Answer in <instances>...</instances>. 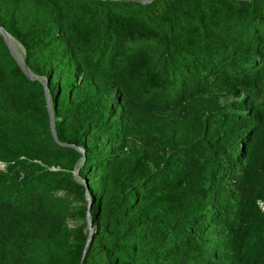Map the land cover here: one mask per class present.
<instances>
[{"label":"trees","instance_id":"trees-1","mask_svg":"<svg viewBox=\"0 0 264 264\" xmlns=\"http://www.w3.org/2000/svg\"><path fill=\"white\" fill-rule=\"evenodd\" d=\"M0 26L34 77L0 33V264H264V0H0Z\"/></svg>","mask_w":264,"mask_h":264},{"label":"rangeland","instance_id":"rangeland-1","mask_svg":"<svg viewBox=\"0 0 264 264\" xmlns=\"http://www.w3.org/2000/svg\"><path fill=\"white\" fill-rule=\"evenodd\" d=\"M136 1H139V0H136ZM8 42L10 43L11 47H12V50L14 51L17 59L21 62V64L23 65V61H22V58H23V50L21 49V47L14 41V40H10L8 39ZM24 66V65H23ZM46 83V81H44V84ZM46 86V85H45ZM56 91V85L53 84L51 85V94H54ZM48 100H49V103H50V94H48ZM113 97H115V90H113V94H112ZM242 96V94L240 95V97ZM231 98H235V96H230ZM226 100V97H222L220 99V101H224ZM0 166H4L3 163L0 162ZM73 175H74V178L76 179V181L80 182V183H83L86 187V184H87V190L85 192V195H86V201L84 202V204L80 203V202H75V203H72L71 204V216L68 218V225L69 227H76V226H84V222H85V219H86V222H87V225L86 227L84 226L83 230L85 231L86 228L88 229V232L90 230V226L88 225V220L90 218L91 220V217H90V212H89V216H88V205L89 203L91 202L92 203V200L88 194V182L87 180L85 179H82L80 177V175L78 174V169L74 170L73 172ZM86 205V207H85ZM92 222V220H91ZM93 225H92V229H93Z\"/></svg>","mask_w":264,"mask_h":264},{"label":"water","instance_id":"water-1","mask_svg":"<svg viewBox=\"0 0 264 264\" xmlns=\"http://www.w3.org/2000/svg\"><path fill=\"white\" fill-rule=\"evenodd\" d=\"M139 1H141V0H139ZM151 1H152V0H145V1H141V2H143V3H148V2H151ZM0 33L2 34L3 38H4L5 41L7 42V45H8L9 48L11 49L13 55L16 57L15 53H14L13 50H12V47H11L10 43L8 42V39L11 40V37L9 36V34H8L7 32H5V31L3 30V28H2L1 26H0ZM16 59H17V58H16ZM17 61H18V63L23 67V69L25 70V72L27 73V75H29V77H31V78H34L33 75H32L30 72H28V71L26 70V68L21 64V62H20L18 59H17ZM47 104H48V109H49V115H50V122H51L52 133H53L54 136H56V133H55V127H54V120H53V116H52V111H51V106H50L49 100L47 101ZM70 146L76 147V148H78L80 151H82V152L84 153V150H83L81 147L74 146V145H70ZM86 189H87V184H86ZM91 205H92V203L90 202L89 205H88V216H89V212H90V209H91ZM88 225L90 226V230H89V237H88V240H87L86 246L88 245V243H89L90 240H91V234H92V231H93V229H92V222H91L90 218H89V220H88ZM86 246H85V248H86Z\"/></svg>","mask_w":264,"mask_h":264},{"label":"built area","instance_id":"built-area-1","mask_svg":"<svg viewBox=\"0 0 264 264\" xmlns=\"http://www.w3.org/2000/svg\"><path fill=\"white\" fill-rule=\"evenodd\" d=\"M258 205L262 210H264V204L262 201H258Z\"/></svg>","mask_w":264,"mask_h":264},{"label":"bare ground","instance_id":"bare-ground-1","mask_svg":"<svg viewBox=\"0 0 264 264\" xmlns=\"http://www.w3.org/2000/svg\"><path fill=\"white\" fill-rule=\"evenodd\" d=\"M141 1H145V0H141Z\"/></svg>","mask_w":264,"mask_h":264}]
</instances>
